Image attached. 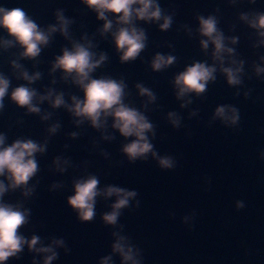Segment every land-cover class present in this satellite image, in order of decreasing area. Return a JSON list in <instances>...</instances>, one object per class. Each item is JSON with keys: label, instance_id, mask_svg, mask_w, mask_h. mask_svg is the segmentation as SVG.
<instances>
[{"label": "water", "instance_id": "1", "mask_svg": "<svg viewBox=\"0 0 264 264\" xmlns=\"http://www.w3.org/2000/svg\"><path fill=\"white\" fill-rule=\"evenodd\" d=\"M157 3L162 16H171L169 28H159L162 20L135 21L145 32V47L135 59L121 62L111 34L100 33L103 21L82 0H0V6L21 8L43 29L56 23L58 10L71 21L67 37L59 31L53 33L35 58L20 57L22 49L15 44L0 48V74L9 79V92L27 85L37 96L49 89L53 95L61 93L68 105L72 96L82 98L83 92L71 76L51 68L64 48L70 49L73 42L91 41V51L107 57L91 73L92 78L124 82V102L153 125L148 138L157 154L156 158L149 153L146 159L130 162L121 148L133 137L124 138L112 128L111 117L94 128L63 105L54 108L50 100L34 97L33 104L40 111L31 113L6 94L0 108L5 143L31 139L43 144L44 151L35 154L37 172L27 182L31 194L24 196L21 188L10 189L0 200L28 209L27 223L18 229L25 237L35 234L45 245L53 238L64 240L52 264H98L111 252L113 232L128 237L139 249L142 264H264V73L257 76L254 72V66L262 64L264 46L258 44L256 31L239 19L241 13L264 12V0ZM209 15L216 17L217 28L225 37L238 38L235 45L225 43L234 49L236 60L244 61L241 84L229 86L218 67L215 80L208 82L203 93L177 99L176 74L193 62L214 63L213 46L210 43L202 49L204 37L198 32L197 17ZM0 38H9L2 29ZM157 53L174 56L173 64L153 71L150 64ZM13 60L20 69L12 67ZM21 70L40 76L29 84L20 77ZM136 84L148 88L155 100L149 103L146 96L139 95ZM220 105L237 109L234 125L213 118ZM169 112L179 118L175 127L169 122ZM52 125L58 127L50 133ZM164 156L172 158L173 167L158 164L157 158ZM57 157L67 161L61 164L63 172L54 164ZM88 175L97 177L98 188L114 185L136 192L116 225H106L101 218L110 211L114 197L98 196L90 221L78 219L67 204L73 182ZM238 201L243 207H237ZM34 257L41 264V254L29 252L25 246L18 258L10 257L6 264H32ZM112 261L120 264L119 256L113 254Z\"/></svg>", "mask_w": 264, "mask_h": 264}, {"label": "clouds", "instance_id": "2", "mask_svg": "<svg viewBox=\"0 0 264 264\" xmlns=\"http://www.w3.org/2000/svg\"><path fill=\"white\" fill-rule=\"evenodd\" d=\"M88 8L96 13L99 20L103 21L100 29L101 35L110 33L119 53L121 62L135 59L145 47L146 35L142 28H138L135 21L157 22L161 30H166L171 24V16L163 15L157 0H82ZM253 2V0H249ZM108 14H113L110 19ZM118 14V15H116ZM198 32L204 39L200 40L202 49H207L211 43L212 60L214 63L193 62L187 65L183 71L175 75L173 84L176 89V98L182 99L189 93L199 95L206 89L208 82L215 80V73L219 71L224 75L229 86L241 84V75L244 71L243 60L234 58V49L225 43L235 45L237 37H225L217 28V19L213 15L207 17H197ZM239 19L245 22L249 28L256 31L260 38L258 44L264 46V12H257L252 15L241 13ZM70 20L65 18L58 10L56 12V23L49 25L47 29L40 28L26 13L18 7L6 8L0 6V29H2L7 39L0 38V48H7L18 45L22 51L19 55L22 58H35L41 52L43 46L47 45L51 35L59 31L67 37ZM116 28L113 30V24ZM256 45H253L255 47ZM91 41L85 43L73 42L71 48H64L61 55L57 56L52 64V71L60 69L64 76H71L73 83L78 85L83 92V97H71L72 103L66 104L63 95L49 89L46 94L37 96L36 90L27 85H19L9 92V79L0 74V108L2 101L7 94L11 101L17 106H26L27 111L37 113L40 109L33 104V98L39 101L50 100L52 107L64 106L75 117L88 120L94 128H99L104 124L106 118H112V128L118 130L124 138L133 137L125 143L121 151L127 159L135 161L146 159L147 155L156 158L153 145L149 142L148 134L152 132L153 125L146 116L135 107L124 102L126 85L122 80L109 77L92 78L91 73L106 60V55L91 51ZM225 55L228 57V64L225 66ZM175 57L172 55H161L157 53L151 60V69L160 71L173 64ZM261 65L254 66L257 76L264 73V56L260 57ZM12 67L20 69L21 65L17 61H11ZM39 72L31 75L27 71L21 70L20 77L29 84L37 80ZM138 94L146 96L148 102L155 100L154 94L141 84L135 86ZM247 95V94H245ZM189 101H185L188 103ZM184 104H181L183 107ZM169 122L175 127L179 124V118L174 112L167 114ZM213 118H218L224 124L234 125L238 120V111L229 105L217 106L213 113ZM47 119V116L42 117ZM80 123L81 120L76 121ZM58 125H52L48 131L55 132ZM74 136L75 133H72ZM6 137L0 133V197L10 189L21 188L22 194L28 196L32 189L27 187V182L37 172L36 153L44 151V145L38 144L31 139H16L10 144L5 143ZM158 164L162 168L173 167L174 161L171 157H159ZM59 157L54 160V164L61 172L64 168ZM7 181V183H5ZM98 179L95 175L76 179L73 182L72 194L67 197V204L76 213L81 221H90L95 215L96 198L102 196L105 199L114 197L110 205V211L103 213L102 221L106 225L117 224L121 210L126 208L129 201L136 196L133 190L122 187L108 185L98 188ZM237 207H243L242 202H237ZM28 209H22L19 205L5 203L0 200V264H6L10 257L18 258V253L26 246L29 252L41 254V264H52L57 259V248L64 247L62 238H53L48 244H44L41 238L35 234L25 237L18 232V229L27 223ZM114 240L111 244V252L101 257L98 264H113L112 255L117 254L120 264H142L139 257V249L136 248L124 235L118 232L112 233ZM32 264H37L35 257Z\"/></svg>", "mask_w": 264, "mask_h": 264}]
</instances>
